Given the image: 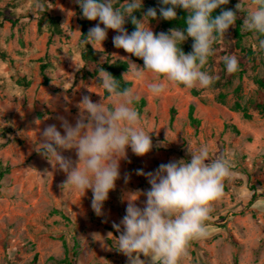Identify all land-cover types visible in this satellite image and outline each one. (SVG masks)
Listing matches in <instances>:
<instances>
[{"label":"rangeland","instance_id":"obj_1","mask_svg":"<svg viewBox=\"0 0 264 264\" xmlns=\"http://www.w3.org/2000/svg\"><path fill=\"white\" fill-rule=\"evenodd\" d=\"M239 2L234 0V10ZM241 4V36L234 25L218 37L202 69L217 77L209 88H187L162 78L166 91L154 96L148 89L154 73L143 80L124 77L139 95L133 106L151 133L153 149L144 156L127 149L104 215L97 216L92 192L61 189L66 173L36 147L47 125L55 124L63 134L57 117L75 124L82 96L112 106L99 72L91 74L82 59L87 47L102 51L101 59L137 62L114 46L113 37L119 34L114 30H108L102 48L83 43L82 22L89 30L99 21H87L76 0H0V264H32L34 257V264H129L115 248L120 233L112 224L126 214L130 193L150 189L137 170L153 172L172 160L190 162L189 150L202 145L209 147L211 159L224 155L230 161L232 177L224 181L223 196L213 202L205 222L207 237L191 241L179 264H264V105L251 107L259 82L264 84V50L258 47L264 36L244 30L243 20L255 6L252 0ZM159 5L160 0H143L146 7ZM142 14L133 13L137 18ZM52 17L60 30L52 26ZM149 26L157 34L169 31L158 18ZM124 27L129 34L135 30L130 18ZM187 42L193 44L190 38ZM225 56L238 59L237 72H227ZM62 154L77 160L75 150ZM254 192L257 198L251 202ZM145 200L140 195L136 203L143 207ZM141 259L150 264V258L141 254Z\"/></svg>","mask_w":264,"mask_h":264},{"label":"clouds","instance_id":"obj_2","mask_svg":"<svg viewBox=\"0 0 264 264\" xmlns=\"http://www.w3.org/2000/svg\"><path fill=\"white\" fill-rule=\"evenodd\" d=\"M118 2L76 0L84 18L99 21L88 30L83 40L85 45L102 48L111 29L119 33L113 37L114 46L143 61L140 66L127 59L128 71L123 78L130 75L143 80L146 73H154V80L148 84L154 96L166 91L162 78L187 88H209L215 83L217 77L202 69L214 54L213 45L218 37L225 36L236 24L237 13L242 10L241 0L235 10L222 7L229 0H160L163 6L158 10L148 8L142 18L133 13L142 9L143 0H123L116 6ZM252 5L255 7L248 11L242 27L264 36V0H252ZM38 6L43 9V5ZM177 8L188 13L186 28L154 33L149 22L157 18L158 11L160 18L171 21L177 18ZM217 9L221 11L213 15ZM126 18L135 26L131 34L124 27ZM188 38L193 39L192 51L185 53L180 45ZM258 47L264 50V39H259ZM223 62L228 73L239 70L235 56H225ZM98 78L103 89L111 94L112 106L106 107L103 99L93 102L90 96H82L75 124L57 117L63 134L55 124L47 125L40 133L36 151L54 168L58 166L66 173L61 189L70 187L84 194L90 190L91 208L97 216H102L109 192L120 178V160L126 158L127 149L144 156L153 149V141L133 106L139 101L138 93L131 87L121 88L120 81L103 68L99 69ZM62 150H75L77 160L65 157ZM189 153L190 162L172 160L153 172L137 170L138 175L146 176L150 189L130 193L126 214L119 223L112 224L120 233L115 248L128 258L129 264H146L141 254L150 258V264H179L187 256L191 241L207 237L205 222L210 219L213 202L224 194V181L232 177L231 164L224 155L211 159L207 145ZM140 195L146 197L143 207L136 203Z\"/></svg>","mask_w":264,"mask_h":264},{"label":"trees","instance_id":"obj_3","mask_svg":"<svg viewBox=\"0 0 264 264\" xmlns=\"http://www.w3.org/2000/svg\"><path fill=\"white\" fill-rule=\"evenodd\" d=\"M234 3V0H229V3L227 5L222 6L225 9H232V4ZM163 6L162 4L159 6H150V7H146L143 6L142 9L140 11H137V15L139 16L141 13L146 12L148 8H156L157 10ZM177 18L175 20H164L162 18L159 17V11L157 14V18L161 20V24L164 28H186V17L188 15V13L183 10L182 8H177ZM221 11V9H217L213 15H217L219 14V12ZM238 16V14H237ZM156 18V19H157ZM88 21V19H86ZM241 19L237 18L236 24H235V33L237 36H241L240 33V23ZM51 24H53L52 26H54L55 30H60L58 27V23H57V19L55 17L51 18ZM87 23L86 21L82 22V26H81V33H82V37L83 39L86 38L87 33H88V29H87ZM192 41L193 39L190 38ZM180 47L185 51V53H189L192 51V44L190 42L187 43H183L180 45ZM249 52H251L249 50ZM104 53L102 51H98V50H94L91 47H87L83 52H82V59L85 63L86 66H88L89 69L92 70L91 74H96L99 72L100 68H103L104 70L108 71L109 73H111L113 75V77L120 81V87L121 88H125V87H131L132 82L128 79L123 78V72H125L128 69V62L125 59H120V58H112L110 56H106L104 59H101V55H103ZM134 61H136L137 63L143 64V61L134 57L133 56ZM247 64V63H246ZM245 66V64H244ZM261 105H264V84L262 83V81L259 82V88L257 89V94H256V98L255 100L251 103V107L254 109H257L259 107H261ZM238 106V105H237ZM245 117H249L248 114L244 113ZM190 119H191V123L193 126L197 125V119H195L194 117H192L191 112H190ZM257 198L256 193L254 192L252 194L251 197V202L255 201ZM208 222V220L206 221ZM34 260L35 257L32 260V264H34Z\"/></svg>","mask_w":264,"mask_h":264}]
</instances>
